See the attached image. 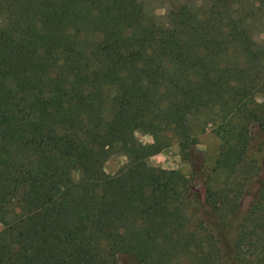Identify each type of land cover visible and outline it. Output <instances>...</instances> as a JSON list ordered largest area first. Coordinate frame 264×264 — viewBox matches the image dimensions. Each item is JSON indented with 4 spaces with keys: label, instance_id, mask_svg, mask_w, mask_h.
I'll use <instances>...</instances> for the list:
<instances>
[{
    "label": "trees",
    "instance_id": "16d2710c",
    "mask_svg": "<svg viewBox=\"0 0 264 264\" xmlns=\"http://www.w3.org/2000/svg\"><path fill=\"white\" fill-rule=\"evenodd\" d=\"M257 92L264 0H171L161 19L139 0H0V264H264ZM172 142L188 177L146 162Z\"/></svg>",
    "mask_w": 264,
    "mask_h": 264
},
{
    "label": "rangeland",
    "instance_id": "374dc122",
    "mask_svg": "<svg viewBox=\"0 0 264 264\" xmlns=\"http://www.w3.org/2000/svg\"><path fill=\"white\" fill-rule=\"evenodd\" d=\"M143 13L146 16H154L161 19L167 10L171 6V0H139ZM251 39L254 41H259L262 38V32L258 27H254L251 32ZM255 99L258 102H264V93H259L255 95ZM199 118L194 119V124H199ZM136 139L140 143H149L150 138L147 135L141 133H135ZM262 147L264 150V139L262 140ZM196 153L201 156L204 160L206 167L213 168L214 161L218 158L219 154V141L216 136L210 131V126H206L204 130L197 136V145L195 147ZM147 164L152 167H158L164 170H174L181 174L182 176L188 177L190 170L188 164L180 158L177 146L172 142L167 148L163 149L159 153L149 157L147 159ZM125 163V158L120 154H112L108 156L103 162L102 169L103 172L107 175H113L116 171ZM75 177V175H73ZM216 182H220L223 178L220 176H215ZM247 200L242 205L241 209L243 210ZM234 230H229L227 238L235 233ZM235 253H232V255ZM170 262L172 264H191V260L188 256L185 255H176Z\"/></svg>",
    "mask_w": 264,
    "mask_h": 264
}]
</instances>
